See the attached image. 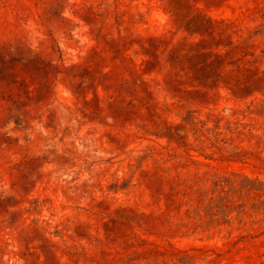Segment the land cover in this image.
<instances>
[{"label": "rangeland", "instance_id": "374dc122", "mask_svg": "<svg viewBox=\"0 0 264 264\" xmlns=\"http://www.w3.org/2000/svg\"><path fill=\"white\" fill-rule=\"evenodd\" d=\"M0 264H264V0H0Z\"/></svg>", "mask_w": 264, "mask_h": 264}, {"label": "trees", "instance_id": "16d2710c", "mask_svg": "<svg viewBox=\"0 0 264 264\" xmlns=\"http://www.w3.org/2000/svg\"><path fill=\"white\" fill-rule=\"evenodd\" d=\"M203 199H200L201 203H203L204 201H202ZM207 207V206H206ZM210 209H212V206L210 205ZM214 214V213H212Z\"/></svg>", "mask_w": 264, "mask_h": 264}]
</instances>
